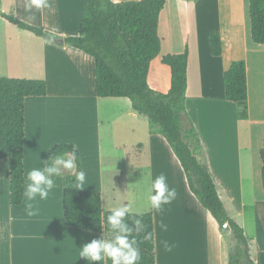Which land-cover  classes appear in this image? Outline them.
I'll return each instance as SVG.
<instances>
[{"label":"crops","instance_id":"1","mask_svg":"<svg viewBox=\"0 0 264 264\" xmlns=\"http://www.w3.org/2000/svg\"><path fill=\"white\" fill-rule=\"evenodd\" d=\"M46 2L48 7L36 9L29 7L31 0H0V11L42 28L51 37L77 36L85 0ZM247 12V0H166L158 19L160 52L150 62L147 83L151 90L167 93L171 72L161 59L187 50L184 106L200 144L197 159L207 166L227 214L225 201L236 208L237 216L245 207L250 209L252 235L234 220L250 240L255 262L264 264V191L253 179L255 165L261 168L264 140V45L251 42ZM211 32L220 34L219 57L209 54ZM238 60L246 69L244 120L238 118L236 106L224 99L223 73ZM0 77L42 80L46 85L44 97L24 100V183L32 168L45 169L52 146L72 144L85 183L83 189H76L77 180L69 187L98 192L102 212L116 210L120 193L130 191L134 213L152 214L155 264H227L225 240L190 193L166 141L149 134L147 120L133 111L128 99L96 96L90 56L20 30L0 17ZM3 163L7 162H0V264H104V258L89 261L79 255L85 244L104 242L103 236L64 224L61 188L53 187L46 199L24 197L19 206L10 205L8 167ZM56 167L59 174L71 170ZM160 174L177 195L157 210L149 197ZM29 211L35 215L29 216Z\"/></svg>","mask_w":264,"mask_h":264},{"label":"trees","instance_id":"2","mask_svg":"<svg viewBox=\"0 0 264 264\" xmlns=\"http://www.w3.org/2000/svg\"><path fill=\"white\" fill-rule=\"evenodd\" d=\"M166 0H137L114 3L111 0H85L77 36L57 38L18 20L11 13L0 11V17L37 37L60 46H70L94 61L95 92L98 98H125L134 112L148 121L149 134L161 136L178 160L187 187L199 204L208 211L227 246V264H257L251 255V242L243 229L231 219L220 200L215 183L204 163L197 159L200 149L195 129L185 112L187 87V50L166 55L161 63L171 72L170 88L161 94L147 83L150 62L160 52L159 14ZM250 39L264 45V0H247ZM209 54H222L220 34H208ZM224 99L237 108L240 120L247 116L246 69L242 60L232 61L223 73ZM42 80L0 77V162L8 167L10 205L19 206L24 198V100L44 97ZM56 157L72 159L74 167L66 174L49 178L53 187L62 189L63 221L67 227L103 236L104 243H113L126 235L140 253L138 264H155L154 227L151 213H128L122 218L130 229L122 233L108 217L115 211L102 212L98 192L77 191L69 186L81 171L79 154L72 144L52 146L47 153L46 167ZM260 182L264 191V140L259 151ZM139 221V224L136 222ZM104 264H112L104 256Z\"/></svg>","mask_w":264,"mask_h":264},{"label":"clouds","instance_id":"3","mask_svg":"<svg viewBox=\"0 0 264 264\" xmlns=\"http://www.w3.org/2000/svg\"><path fill=\"white\" fill-rule=\"evenodd\" d=\"M42 9L48 7L46 0H31L30 8ZM54 165H62L66 169L74 167L72 159H63L56 157ZM58 173V168L55 166L47 167L43 170L32 168L27 172L23 195L28 200H33L37 195L42 199H46L49 192L53 189V181L49 177ZM76 189H83L85 183V172L80 171L77 175ZM152 192L149 200L151 207L159 210L163 204L171 203L175 199L177 193L174 188H169L166 183L164 174L158 175L152 183ZM31 208V205H29ZM127 208H120L108 217L110 224L114 228H119L122 233H127L130 229L126 228L122 223ZM29 216L35 215L33 211L28 212ZM139 224V221L136 222ZM164 227V225H162ZM134 243V241L132 242ZM126 235L117 236L113 243H104L99 240H93L91 243L85 244L81 249L79 255L89 261H101L104 256L111 258L112 264H138L140 260V253L132 246ZM165 248L169 249L167 243ZM170 250V249H169Z\"/></svg>","mask_w":264,"mask_h":264},{"label":"rangeland","instance_id":"4","mask_svg":"<svg viewBox=\"0 0 264 264\" xmlns=\"http://www.w3.org/2000/svg\"><path fill=\"white\" fill-rule=\"evenodd\" d=\"M238 12L240 13V11L238 10ZM244 13V12H243ZM239 17H241V14H238ZM244 19H245V22L247 21V17H246V12H245V16H244ZM141 118H143V120H147L144 116H142ZM148 122V121H147ZM241 129V128H240ZM240 139L243 141L244 140V132L243 130L241 129L240 130ZM256 143V142H255ZM143 161V159H142ZM256 157H255V164H256ZM107 162L108 160H104V163L105 165H107ZM260 164V163H259ZM2 166H5L7 167L6 163H3ZM105 167L107 166H104V169H106ZM259 169L256 165H255V170H254V174H253V179L255 181V186L257 188H261L260 187V179H259ZM261 190V189H259ZM108 193V192H107ZM137 193V192H136ZM139 194V193H138ZM223 195V194H222ZM107 194H104V202H105V206L108 204L107 201ZM120 200V201H119ZM132 200H133V196H132V193L130 191H126V192H121L120 193V197L118 198V205H116L115 207L116 210L120 209V208H127V211L128 213H134L135 209L134 207H132L130 204L132 203ZM124 202H129L128 205H125ZM225 204H226V208L228 210V216L231 218V219H236L238 220L240 223H242L245 227V230L246 232L248 233V235H252L253 234V215L252 213L250 212V209L248 207H245L243 212H242V216H237V212H236V208L233 206V205H229L226 201H225ZM114 210V211H116ZM235 221V220H234ZM236 222V221H235ZM227 247V246H226Z\"/></svg>","mask_w":264,"mask_h":264}]
</instances>
